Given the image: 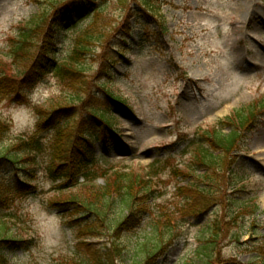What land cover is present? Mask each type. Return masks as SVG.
I'll use <instances>...</instances> for the list:
<instances>
[{"label": "rangeland", "instance_id": "1", "mask_svg": "<svg viewBox=\"0 0 264 264\" xmlns=\"http://www.w3.org/2000/svg\"><path fill=\"white\" fill-rule=\"evenodd\" d=\"M45 1L0 0V86L5 90L0 93V122L7 127L0 145L5 147L33 136L52 104L75 95L50 74L29 86L30 81L22 76L31 62L14 59L10 53V39L16 37L21 23L41 13L47 5ZM134 1H130L128 12L112 7L106 11L110 26L129 23L132 29L125 57L117 55L119 48L112 51L117 60L111 78L131 110L112 105L96 85L97 81L89 83L90 90L81 94L85 101L110 107L116 119L117 135L111 137L109 147L94 135V153L103 169H130L140 174L152 164L166 166L155 180L154 199L144 222L124 238L126 244L147 233V221L159 204L169 205L179 200L174 192L177 185L193 179L190 174L174 175L172 171L185 170L191 164L189 145L200 130L264 95V0H156L162 18ZM89 20L87 13L76 10L59 27L61 30L74 27L78 32ZM123 31L120 34L126 37ZM60 32L55 38L57 46L52 49L57 60L67 57L73 43L72 35ZM120 47L124 48L123 44ZM92 48L101 51L98 45ZM94 60L86 59L93 67L88 69L89 76L98 66ZM12 91L15 92L10 94ZM66 119L60 113L55 122L60 124ZM52 133L48 126L39 140L47 143ZM244 135L233 166L237 187L242 188L227 190V195L234 200L254 199L259 211L255 220L246 216L230 225L242 233L241 238L239 242L228 238L221 241L216 264H264V159L258 160L260 155L264 156V108ZM38 159L41 168L32 176L36 189L24 187L11 203L22 222L13 228V234L26 241L11 238L0 242L3 264H64L80 252L79 244L75 249V228L83 220L96 221L100 232L81 241L94 245L91 248L109 247L110 229L125 215L123 206L111 204L104 224L86 210L75 221L74 210L82 205L51 204L59 194L52 190L55 185L42 169L45 152L39 153ZM197 169L196 174L202 172V168ZM2 170L12 183L17 174H23L6 162L2 163ZM96 183L102 184L101 178ZM222 194L215 198H221ZM218 210L215 206L200 218L181 220L178 240L159 264H178L181 258L202 248L207 226ZM72 219L75 222L71 223ZM131 259V255L124 254L115 264H132Z\"/></svg>", "mask_w": 264, "mask_h": 264}, {"label": "trees", "instance_id": "2", "mask_svg": "<svg viewBox=\"0 0 264 264\" xmlns=\"http://www.w3.org/2000/svg\"><path fill=\"white\" fill-rule=\"evenodd\" d=\"M130 1L46 0L47 5L42 8L41 13L38 12L21 23L16 37L10 39L12 57L21 62H31L28 71L22 76L27 82L30 81L29 86L37 84L50 74L62 87L72 90L75 95L52 104L49 107L50 113L41 115L45 119L38 123L33 136L21 138L9 147L0 145V211L4 210V213L0 212V242L11 238H16L18 242L26 241L13 234V228L22 222L19 212L13 210L11 203L24 187L36 189L32 184V176L41 168L38 154L45 152L46 159L42 169L55 185L52 190L59 194V197L51 201L53 206L80 204L82 208L74 210L77 213L75 221L86 210L103 224L107 211L114 202L122 205L125 211V215L110 229L109 247L95 245V248H91L94 245L81 241L82 238L95 237L100 232L96 221L83 220L75 228V249L79 244L80 252L64 264H115L117 259H123L124 254L131 255L132 264H159V260L167 255L178 240L181 220L200 218L215 206L220 213L219 210L215 211V216L207 226L205 245L197 248L195 254L181 258L178 264H216L217 247L221 241L228 238L239 242L241 238L242 233L234 231L230 225L246 216L255 220L259 211L254 199L234 200L227 195V190L238 191L242 188L237 187L238 179L233 171L236 153L242 149L244 133L264 108V95L200 130L189 145L191 164L185 170L174 168L172 171L174 175L193 176L188 183L175 187L174 192L179 200L169 205L159 204L147 221V233L130 244L124 243V238L144 222L150 201L154 199L155 180L159 179L165 165L152 164L148 171L140 174L130 169H103L94 153V135L97 134L109 147L111 137L116 136V119L110 112V107L102 108L96 102L85 101L81 94L90 90L89 83L97 81L96 85L112 105H122L131 110L124 96L118 94L119 89L112 85L111 78L117 60L112 51L119 48L117 55L125 57L127 38L132 39V29L129 23L125 26L121 24L120 27L110 26L109 15L106 13L111 7L128 12L131 10ZM134 2L145 11L162 18L156 0ZM76 10L85 12L90 17L87 25L78 32L74 27L61 30L60 23L67 22ZM59 31L60 34L73 36L69 53L62 60H57L52 51L57 46L55 38ZM121 31L126 37L121 36ZM121 44L124 48L120 47ZM94 45H98L101 51H95L92 48ZM90 57L95 59L98 66L89 76L88 69L93 67L87 64L86 59ZM4 91L0 86V93ZM60 113L67 116V119L58 124L55 119ZM48 126L53 133L47 143H43L39 136ZM6 130V125L3 126L0 122V142L6 136ZM3 162L11 164L18 173H23L17 174L15 183L2 170ZM197 168H202V172L196 174ZM100 178L102 184H97ZM220 192L223 193L221 198L216 199L215 196ZM63 193L65 197L62 196ZM75 221L72 219L70 222ZM1 251L0 249V253ZM3 263L5 259L0 256V264Z\"/></svg>", "mask_w": 264, "mask_h": 264}, {"label": "bare ground", "instance_id": "3", "mask_svg": "<svg viewBox=\"0 0 264 264\" xmlns=\"http://www.w3.org/2000/svg\"><path fill=\"white\" fill-rule=\"evenodd\" d=\"M262 155H263V154H262ZM263 159H264V156H261V155H260V156L258 157V160H259V161H262V162H263ZM262 162H261V164L264 163V162H263V163H262Z\"/></svg>", "mask_w": 264, "mask_h": 264}]
</instances>
